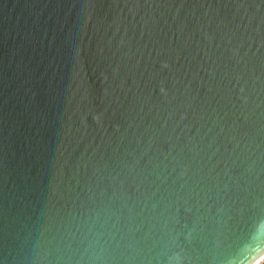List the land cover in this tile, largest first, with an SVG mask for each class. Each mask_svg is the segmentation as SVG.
Here are the masks:
<instances>
[{"label": "water", "instance_id": "95a60500", "mask_svg": "<svg viewBox=\"0 0 264 264\" xmlns=\"http://www.w3.org/2000/svg\"><path fill=\"white\" fill-rule=\"evenodd\" d=\"M264 254V0H0V264Z\"/></svg>", "mask_w": 264, "mask_h": 264}, {"label": "built area", "instance_id": "2783aa9c", "mask_svg": "<svg viewBox=\"0 0 264 264\" xmlns=\"http://www.w3.org/2000/svg\"><path fill=\"white\" fill-rule=\"evenodd\" d=\"M252 264H264V254Z\"/></svg>", "mask_w": 264, "mask_h": 264}]
</instances>
